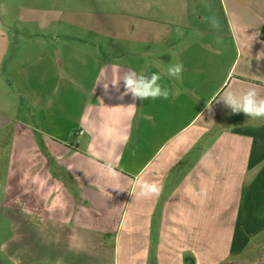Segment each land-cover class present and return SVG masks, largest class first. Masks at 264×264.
Listing matches in <instances>:
<instances>
[{
	"label": "crops",
	"instance_id": "0c3cea01",
	"mask_svg": "<svg viewBox=\"0 0 264 264\" xmlns=\"http://www.w3.org/2000/svg\"><path fill=\"white\" fill-rule=\"evenodd\" d=\"M119 1L121 16H38L40 30L70 21L86 36L105 37L104 49L84 44L65 60L42 56L39 46H13L16 102L10 114L0 112V131L14 124L0 179V216L12 228L2 243L6 257L264 264V120L212 100L220 89L255 88L264 98V0H217L219 29L205 20L213 0ZM7 37L0 29V65ZM122 41L127 62L101 57H119ZM176 62L184 68L179 80L166 74ZM74 68L77 77L63 70ZM145 69H164L161 85L180 94L121 99L123 81L107 90L97 83ZM107 163L118 181L99 174ZM138 177L162 185L161 194L134 198Z\"/></svg>",
	"mask_w": 264,
	"mask_h": 264
},
{
	"label": "rangeland",
	"instance_id": "374dc122",
	"mask_svg": "<svg viewBox=\"0 0 264 264\" xmlns=\"http://www.w3.org/2000/svg\"><path fill=\"white\" fill-rule=\"evenodd\" d=\"M123 1L119 0H0V29L5 31L9 40L8 52L5 54L6 58L0 65V112L4 115H8L11 112V105L15 101L11 89L15 90V75L13 67L17 63L14 61V47L17 44L25 46H39L42 56L52 58L56 54L63 57L72 56V52L78 50L86 44L88 47L96 41L100 43L102 49L104 45L102 42L105 37L86 36L81 31H78L76 24L62 23L61 21H53V25L40 30L39 25L43 22L38 19V16H52L53 19L57 17H70L71 16H121L123 12ZM210 16H216L220 22L223 21V15L221 8L217 0H213L211 5ZM207 16V17H210ZM37 20H34V18ZM205 17V16H204ZM35 21V22H30ZM37 32L38 35L32 34ZM18 32H24L23 35H18ZM64 33H67L66 36ZM86 41V43H84ZM119 48L123 53L116 57L114 53L103 52L100 53L101 57L107 60L120 59L127 62L129 58L124 52V42H120ZM117 45L116 42H112L111 46ZM61 49L63 52H61ZM79 53L75 52L74 56H78ZM34 55L33 53L30 56ZM68 72L69 77H77L75 68L72 70H65ZM53 71V70H52ZM74 105L80 104V100H75ZM10 105V106H9ZM13 112V107H12ZM14 124L9 125L6 129L0 131V137H5V142L0 146V179L5 174V161L9 151L8 144L10 138V130H12ZM4 141V139H2ZM7 143V146L5 145ZM12 228L10 223L0 216V264H12L11 257H6L4 253L6 250L3 248V244L11 238ZM10 250H7V253Z\"/></svg>",
	"mask_w": 264,
	"mask_h": 264
},
{
	"label": "clouds",
	"instance_id": "9594fccd",
	"mask_svg": "<svg viewBox=\"0 0 264 264\" xmlns=\"http://www.w3.org/2000/svg\"><path fill=\"white\" fill-rule=\"evenodd\" d=\"M205 20L211 25L212 28H220V22L216 16L213 15L210 17H206ZM176 33L177 36H183L184 34L179 27L176 29ZM196 35L202 37L203 33L197 31ZM215 43H222V38L217 37ZM206 47L209 51H215L217 54H219V49H213L211 44L207 45ZM183 70V64L180 62H176L173 64H169L166 69V74L171 78L179 80L182 78L181 74ZM164 71V69L154 72H151L148 69L142 70L140 72L127 70L113 81L98 80L97 83L103 81V87L105 90H107L109 87V83H111L114 88L118 89L119 82L123 81L124 92L121 93V99H123V96L128 94H131L134 100L140 99L142 101L148 99L155 100L157 98L168 99L170 95H179L180 89L177 88L175 89V91H172L166 86L161 85L160 81L162 79ZM212 100L214 102L222 101L223 104L232 111V113L243 112L250 119L264 120V98H261L259 96L255 88H248L247 90L240 93H235L231 90L224 91L223 89H220L214 93ZM209 107H211V105ZM99 174L106 179L114 181H118L120 176V172L116 171L110 163L101 165L99 167ZM161 192L162 185L138 177L135 181V187L131 192H129V194L134 198L149 199L152 197H158ZM10 259L12 261V264H20V261L18 259Z\"/></svg>",
	"mask_w": 264,
	"mask_h": 264
}]
</instances>
